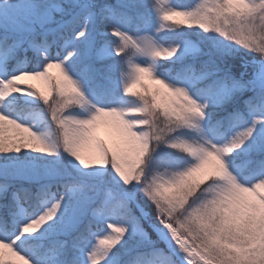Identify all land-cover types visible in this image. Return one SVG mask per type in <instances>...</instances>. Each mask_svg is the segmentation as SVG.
Returning a JSON list of instances; mask_svg holds the SVG:
<instances>
[{
	"label": "snow or ice",
	"instance_id": "snow-or-ice-1",
	"mask_svg": "<svg viewBox=\"0 0 264 264\" xmlns=\"http://www.w3.org/2000/svg\"><path fill=\"white\" fill-rule=\"evenodd\" d=\"M0 264H264V0H0Z\"/></svg>",
	"mask_w": 264,
	"mask_h": 264
},
{
	"label": "rangeland",
	"instance_id": "rangeland-1",
	"mask_svg": "<svg viewBox=\"0 0 264 264\" xmlns=\"http://www.w3.org/2000/svg\"><path fill=\"white\" fill-rule=\"evenodd\" d=\"M191 2H192V0H185L183 3L184 4H190ZM33 82L36 83L38 87H41L42 86L39 81H33Z\"/></svg>",
	"mask_w": 264,
	"mask_h": 264
},
{
	"label": "trees",
	"instance_id": "trees-1",
	"mask_svg": "<svg viewBox=\"0 0 264 264\" xmlns=\"http://www.w3.org/2000/svg\"><path fill=\"white\" fill-rule=\"evenodd\" d=\"M185 0H178V2L183 3Z\"/></svg>",
	"mask_w": 264,
	"mask_h": 264
}]
</instances>
